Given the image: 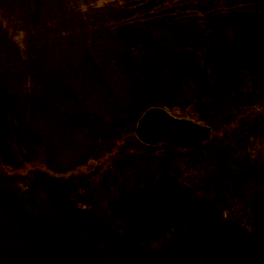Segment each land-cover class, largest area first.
Masks as SVG:
<instances>
[{"label": "rangeland", "instance_id": "374dc122", "mask_svg": "<svg viewBox=\"0 0 264 264\" xmlns=\"http://www.w3.org/2000/svg\"><path fill=\"white\" fill-rule=\"evenodd\" d=\"M218 1L181 0L159 9L157 0H131L136 7L129 9L117 0H0V264H143L160 246L156 235L165 226L143 209L155 194L150 170L164 162L183 205L192 203L183 208L190 224L178 225L190 235L176 244L177 264H240L237 237L242 245L244 237L237 232L264 238V87L252 95L248 73L263 80L264 70L236 68L239 78L229 89L227 63L209 50L196 53L201 69L206 57L211 64L192 72L198 86L204 72L223 78V102L212 108L214 101L206 106L200 98L173 96L169 78L131 69L134 59L152 66L163 61L170 45L161 37L180 23L203 32L208 45L209 25L232 35L214 21L196 28L193 19L183 21L181 9L248 21L240 11H218L230 4ZM129 15L138 23L124 21ZM143 30L156 41L143 37L139 46L134 39ZM131 85L139 92L131 93ZM156 88L163 103L211 129V140L187 151L141 143L136 129L152 108L192 120L158 105ZM151 98L154 104L139 105Z\"/></svg>", "mask_w": 264, "mask_h": 264}, {"label": "trees", "instance_id": "16d2710c", "mask_svg": "<svg viewBox=\"0 0 264 264\" xmlns=\"http://www.w3.org/2000/svg\"><path fill=\"white\" fill-rule=\"evenodd\" d=\"M117 1L120 4H126L127 8L129 9L136 7V4H132L131 0ZM157 1V5H154L158 6V8L160 9L159 6H161V8H168L170 6L169 4H173L177 1L180 2L181 0ZM221 1L218 2L220 3ZM227 3L230 4L217 6V10L221 11L222 13L240 11L246 17H248V21L236 16H230L223 20H212L211 18L205 19L202 16H198V13H196L193 8L181 9L183 14L182 16L180 15V17L183 18V21H192L191 19H193L194 21L192 22L196 26V28L197 25H199L198 22L205 23V20L214 21V23L219 22L221 23V26L224 25L227 30L232 33L229 38L225 37L224 28L220 27L221 29L218 32L217 26L220 25L215 23L212 26L209 25L208 30H204L207 34H211V42L208 45L207 42H204L205 34L203 32L197 31V29L191 26L180 23L176 27L177 30L175 29L171 33L169 31H166L167 38L164 36L161 37V39H163V42L166 39L167 43H169L170 45V48H166V44L162 52L163 54L161 53L162 55L166 54L163 61H157L158 63L152 66L149 62L146 64L144 58L141 60L134 59V62H132L133 65L131 66L129 64L131 66V69L134 68L136 71L139 70V72L141 73L144 72L145 76L148 77L156 78L164 76L166 78H169V80L171 81V84L169 86L170 91L176 98H200V101H204L206 106L210 105L214 101L213 105L210 107H220V104L223 102V95L219 92H221V90L223 89V87L221 86L224 85V82L222 81L223 78L217 77L216 73L215 76H210L207 74V72H204V79H202L205 81L198 86L197 79L199 78V75L192 72H198L203 68L201 69V63H199L201 58L197 56L196 53L205 56V50H209L212 57L216 55L217 60L219 57L220 63L224 65L227 63V68L231 69L232 71L238 67L246 68L248 66H250L251 70L259 67L264 70V58H262L264 57V0H227ZM137 8L138 11L141 12L145 10L142 7ZM150 10L153 9L148 8V11ZM147 19H150L149 15L144 18V20ZM172 19H174V17H172ZM136 20L137 18H132V15H129L126 16L124 21L136 24L138 23ZM143 32H145V30H143ZM143 32L141 34H137L138 36L136 35V39H134V41H136L139 46H141L146 40H153V43L156 41L155 39H157V37L154 33L150 34V32ZM143 37L145 41H143ZM218 37H222L221 40L223 41V43H218L217 46V42L215 41V39ZM123 38L129 47H134L133 43L131 44V42H133V38H130V34H124ZM205 44L208 45L206 49L204 47ZM170 49H172V51ZM184 49L187 51V53L184 52ZM150 51L153 52V49H151ZM172 53L174 55H172V58L169 57L171 59L166 58L167 55H171ZM205 59L207 60L206 65L211 66V64H209V58L206 57ZM192 65H195L199 69L195 71ZM206 68H204L203 71H205ZM262 72L264 73V71ZM248 73L250 74L249 77H251L252 79V82L250 83L252 86V90L250 92H252L253 95L257 93L256 91L258 90V87H264V79L259 80L256 78L253 72ZM232 74V78L229 79V81H225V84H227V86L225 87L229 89L239 78L238 72L236 73L233 71ZM133 82L136 81L133 80ZM138 87L139 86L131 85V93L139 92ZM160 91L161 90L157 88L155 89V92H158L157 96H159L155 98L157 99L158 105L170 110L172 114H176L182 118L189 117L192 120H196L194 118V115L189 114L186 110H173V105H171L170 103H163L164 101H161V98L163 96H160ZM134 99H137V97L134 96ZM155 99L151 98L141 100L139 102V105L140 103H144V106L146 105V103L148 104V106L152 105L154 104ZM147 108L148 107H146V109ZM247 109L251 112L256 111L253 104L247 105ZM260 110H264V108L260 106ZM162 148L171 149L169 147ZM154 150L157 151L158 149ZM164 164L166 165H163L160 168L152 166L154 169L150 170L152 181L155 184L153 188L155 194L151 200L149 198L147 200H144L143 209L145 212H148L150 214L151 218H154V222L157 223L158 227L160 226V223L165 226L164 228H161L160 231L158 230L156 235L157 238L161 239L160 246L155 252L152 251L153 253L151 252L152 254L150 253V256H146L145 262L143 264H150V261L152 259L153 264H177L179 260L180 250L177 249L179 246L177 247L176 244L184 242L187 243L189 241L190 232L185 230L183 227V231L178 229V225L190 224L187 223L188 217H183L187 214L183 208L187 207L191 209L190 206L192 205V203L184 202L185 205H183V199L180 195L178 184L171 175V172L166 173L165 171H163L165 168L169 169L167 163L164 162ZM161 211H167L166 216H164L163 212ZM203 220H205V222L207 223L209 222V219L203 218ZM173 228L177 229L173 231ZM170 231H172L171 236H169V238H166V235H168ZM237 235H242L244 237L243 245L242 239L237 237L240 243V245L238 244V259L240 260V264H264V238L261 237L258 238L259 240H251L241 232H237ZM166 245L169 246L166 247ZM169 249L174 250V252L171 250L169 252ZM186 254L189 253H184L182 257L186 258ZM202 256L204 257V255Z\"/></svg>", "mask_w": 264, "mask_h": 264}, {"label": "water", "instance_id": "95a60500", "mask_svg": "<svg viewBox=\"0 0 264 264\" xmlns=\"http://www.w3.org/2000/svg\"><path fill=\"white\" fill-rule=\"evenodd\" d=\"M136 136L143 144L200 149L211 140L212 130L187 120H177L161 108L149 110L140 120Z\"/></svg>", "mask_w": 264, "mask_h": 264}]
</instances>
